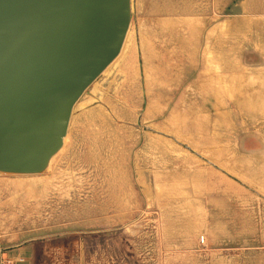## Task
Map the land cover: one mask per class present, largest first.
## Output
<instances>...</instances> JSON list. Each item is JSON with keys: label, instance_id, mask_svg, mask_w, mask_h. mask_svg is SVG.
<instances>
[{"label": "rangeland", "instance_id": "1", "mask_svg": "<svg viewBox=\"0 0 264 264\" xmlns=\"http://www.w3.org/2000/svg\"><path fill=\"white\" fill-rule=\"evenodd\" d=\"M65 139L0 172V264H264V0H131Z\"/></svg>", "mask_w": 264, "mask_h": 264}, {"label": "water", "instance_id": "2", "mask_svg": "<svg viewBox=\"0 0 264 264\" xmlns=\"http://www.w3.org/2000/svg\"><path fill=\"white\" fill-rule=\"evenodd\" d=\"M131 0H0V172L42 173L75 104L114 62Z\"/></svg>", "mask_w": 264, "mask_h": 264}, {"label": "bare ground", "instance_id": "3", "mask_svg": "<svg viewBox=\"0 0 264 264\" xmlns=\"http://www.w3.org/2000/svg\"><path fill=\"white\" fill-rule=\"evenodd\" d=\"M105 71H106V70H105ZM105 71H104V72H105ZM64 139H65V138H64ZM65 141H66V139L64 140V142H65Z\"/></svg>", "mask_w": 264, "mask_h": 264}]
</instances>
